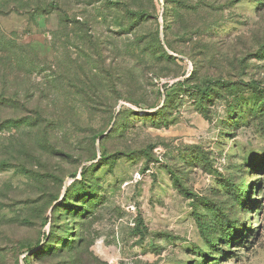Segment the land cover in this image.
<instances>
[{
  "label": "rangeland",
  "instance_id": "374dc122",
  "mask_svg": "<svg viewBox=\"0 0 264 264\" xmlns=\"http://www.w3.org/2000/svg\"><path fill=\"white\" fill-rule=\"evenodd\" d=\"M0 264H264V0H0Z\"/></svg>",
  "mask_w": 264,
  "mask_h": 264
},
{
  "label": "trees",
  "instance_id": "16d2710c",
  "mask_svg": "<svg viewBox=\"0 0 264 264\" xmlns=\"http://www.w3.org/2000/svg\"><path fill=\"white\" fill-rule=\"evenodd\" d=\"M165 55H166V53H165ZM177 60H179V58L177 57V56H172V55H168L167 54V57H166V59H165V61H167L168 63H172L173 61H177ZM207 93V91H205V93L204 94H206ZM189 194V193H188Z\"/></svg>",
  "mask_w": 264,
  "mask_h": 264
}]
</instances>
